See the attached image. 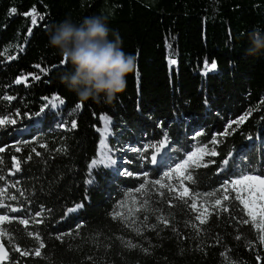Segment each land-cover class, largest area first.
Segmentation results:
<instances>
[{"label":"trees","instance_id":"trees-1","mask_svg":"<svg viewBox=\"0 0 264 264\" xmlns=\"http://www.w3.org/2000/svg\"><path fill=\"white\" fill-rule=\"evenodd\" d=\"M33 8L35 25L24 15ZM91 15L106 16L124 51L137 58L136 73L113 105L80 102L59 81L69 66L47 47L51 25ZM254 27L264 31V0H0V119L16 121L0 125V215L9 217L0 224V244L10 257L1 264H264L259 218L241 222L247 216L235 192L219 214L212 210L217 197L205 195L222 196L221 185L240 174L264 173V52L245 53ZM21 77L27 79L16 83ZM241 117L243 123H233ZM102 135L104 159L98 157ZM163 140L176 162L193 142L209 154L165 178L167 172L151 163ZM124 146L132 151L123 154L127 174H119L118 148ZM213 150L217 155H210ZM156 180L175 193L181 183L187 187L189 204L194 197L197 208L209 209L207 222L200 225L198 212L153 185ZM141 184L146 195L136 191ZM145 200L147 208L129 217L135 224L113 218L117 211L123 216L141 209ZM77 204L82 207L67 211Z\"/></svg>","mask_w":264,"mask_h":264},{"label":"clouds","instance_id":"clouds-1","mask_svg":"<svg viewBox=\"0 0 264 264\" xmlns=\"http://www.w3.org/2000/svg\"><path fill=\"white\" fill-rule=\"evenodd\" d=\"M247 36L246 55L264 52V31L254 27ZM122 45L119 32L109 27L104 15L85 16L79 22L66 16L48 30L47 47L69 66L59 81L82 103L113 105L125 92L128 76L137 71V58Z\"/></svg>","mask_w":264,"mask_h":264},{"label":"snow or ice","instance_id":"snow-or-ice-1","mask_svg":"<svg viewBox=\"0 0 264 264\" xmlns=\"http://www.w3.org/2000/svg\"><path fill=\"white\" fill-rule=\"evenodd\" d=\"M11 12L15 13L16 9L15 8L11 9ZM24 15L30 17L32 24L35 25L37 23V18H38L39 14L37 13V10L35 8H33L30 12L25 13ZM39 18L43 19L42 16H40ZM61 63L65 64L66 61L61 60ZM171 63L175 64L176 61L172 60ZM37 67H40V66L37 65ZM216 67H217L216 63L213 62L211 64V68L215 69ZM41 71L42 72L46 71V69H41ZM138 75H139V73L137 72V76ZM26 79H27V77H21V78H18L15 82L19 84L22 82V80H26ZM34 79L39 80L40 76L36 75V76H34ZM5 99H11V97H5ZM45 100L47 101L48 98L46 97ZM52 101H59L60 104L64 103V100L60 99L59 97H53ZM47 106L48 105H46V107ZM50 106L56 107V104L50 102ZM82 106H83L82 104L76 105L77 108H80ZM43 111H44V109H41V112H43ZM37 115H40V113H37ZM100 119L107 121L106 116H101ZM244 119H246V117H241L240 120L234 121L233 123H243ZM5 123L14 124V123H16V121L14 119H8V120L0 119V125H3ZM76 126H77L76 122L72 121L71 122V128L74 129V128H76ZM229 127H231V125H229ZM226 134L227 133H225V135ZM212 143H216V141L213 140ZM165 144H166V141H161L159 143V145L157 146V151H159L160 149H163L165 147ZM41 147H46V145H41ZM3 151H4V149L0 148V152H3ZM16 151L19 152L20 148H16ZM32 151L35 152V154L37 156L40 155L39 152H36L35 148H33ZM205 154H208V153H206L203 148L199 149L198 152L197 151H189L186 159H183L181 163H177L175 168L171 169L170 172H167L164 174L165 178L187 172L193 165L197 164L202 159L203 155H205ZM210 155L215 156V155H217V153L213 150V151H211ZM13 159L15 160V157H13ZM28 159H31V156H29ZM99 162L103 163V160H101ZM111 162L115 163V161H111ZM156 162H157V156L153 155L151 157V163L155 164ZM92 163L95 165L98 162L93 161ZM228 163H229V161L227 159H225L223 161L224 165H227ZM13 167L15 168L16 171H19L20 170L19 162L15 163L13 165ZM145 175H147V173H145ZM152 184L153 185H159V187L161 189L166 188L168 193H172V194L176 195L179 200L184 201L185 204H189L188 200L185 199V197H189V189L187 187H183L182 183L180 185V187L182 188V191H179V193H175L173 186L168 184L167 182L161 183V181L156 180V181H153ZM136 191L138 193H141L144 195L147 194L143 184H141L140 188H138ZM220 192H222L224 194L222 196H220L219 193H213V192L205 194L207 197H217L214 199V205L212 206V210L214 212L219 214V210L227 211V208L223 207L222 201H224V202L228 201L230 198L231 192H235V196L232 198L236 201H239L240 205H243V208L241 209V211L246 212V216H247V218L243 219L241 222L244 224H248L250 221L254 223L257 221V218H259L260 223L257 225V227L261 228V230H264V173L251 174V175L241 174L239 176V178L232 179L230 181V183L228 181H225L221 185ZM21 195H23V193H21ZM160 195L164 196L165 193L160 192ZM11 199L14 200V199H16V197L13 196V197H11ZM133 204H135L134 200H133ZM0 206H2V205H0ZM147 206H148V201L147 200L142 201L141 202V209L130 208L127 210V212L125 214H123V216H122L121 212L117 211L113 214V218L114 219L123 218L125 221H128L132 224H135V220H129V217H132L135 212H138L142 209L147 208ZM81 207H82V205L77 204L74 208H69L67 211L69 213H72ZM189 207L192 211L198 212V215L195 216V220L199 221L200 225H204L207 222L208 216L211 215V213L209 212V209L208 208H197V204L195 202L194 197L192 198V202L189 204ZM10 211L16 212V211H18V209L11 208ZM36 215L39 216L40 213L37 212ZM148 219H149L148 215H145L143 217L142 223H144L146 225ZM156 219L165 226H167L169 224L168 218H166L162 215H158L156 217ZM5 221H9V217L7 215H0V224H3ZM19 222L23 225H27L29 221L27 219H21ZM192 226L194 228L196 227L195 224H193ZM151 227L155 229L157 227V225L153 224V225H151ZM137 233L139 234L138 228H137ZM36 238L39 239V236H37ZM56 238L57 239H63V236L62 235L57 236ZM237 239H239V237H237ZM259 241L261 244H264V235L259 236ZM128 246L129 247H137V245L132 244L131 242H128ZM44 247H45L44 243L41 242L38 245V247L35 248L34 255L37 257L41 256V254H42L41 250ZM13 249L16 252H19L21 256L29 255L28 251H22L19 247L13 246ZM143 251L147 252L148 249L144 248ZM9 259H10V257H9L8 252L5 250L3 244H0V262L8 261Z\"/></svg>","mask_w":264,"mask_h":264},{"label":"rangeland","instance_id":"rangeland-1","mask_svg":"<svg viewBox=\"0 0 264 264\" xmlns=\"http://www.w3.org/2000/svg\"><path fill=\"white\" fill-rule=\"evenodd\" d=\"M5 120H6V119H5ZM237 121H238V120H237ZM191 137H192V139L194 140V135H192ZM102 139H103V142H102V140H101V144H100L99 151H98V157L101 158V159H104V156H105L106 152H105V150H104V148H103V146H102V143L106 142L107 138H106V136L102 135ZM262 143H263V145H264V140L262 141ZM201 148H203L204 151H205L206 153H208V149H207V148H205V147H203V146L196 145V144H194V142L192 143V150H191V151H197V152H198V150L201 149ZM154 150H155V151H154V153L152 154V156H153V155H156V156H157V162L155 163V165L158 164V166H161V168L164 169V172H170L171 169L175 168V166H176L177 163H181V162H182V161H181V162H176V161H175V159H176V155L174 154V150H173V149L171 148V146L167 143V141H166L165 147H164L163 149H160L159 151H157V146H156V147L154 148ZM129 151H132V147H131V146H129V147L124 146V148H118V154H119V162H120V165H119V168H118V171H117V172H118L119 174H121V173L127 174V171H124V169H120V167L124 165L123 163H125L124 155H123V154H124L125 152H129ZM208 154H209V153H208ZM208 154L203 155V157L206 156V155H208ZM187 155H188V153H186V154L183 156L182 160H183V159H186V158H187ZM152 156H151V157H152ZM203 157H202V158H203ZM222 165H223V166H222L221 170L226 169V165H224V164H222ZM94 166H95V165L92 163V164H91V169H92ZM240 175H241V174H240ZM240 175H238L237 178H239ZM237 178H235V179H237ZM257 187H258V186H257Z\"/></svg>","mask_w":264,"mask_h":264},{"label":"water","instance_id":"water-1","mask_svg":"<svg viewBox=\"0 0 264 264\" xmlns=\"http://www.w3.org/2000/svg\"><path fill=\"white\" fill-rule=\"evenodd\" d=\"M90 168H91V166H90ZM121 169H122V167H121ZM2 244V243H1ZM4 246V245H3ZM4 248H5V250L8 252V254H9V251H8V249L4 246ZM3 262H5V261H3ZM3 262H0V264L1 263H3Z\"/></svg>","mask_w":264,"mask_h":264},{"label":"bare ground","instance_id":"bare-ground-1","mask_svg":"<svg viewBox=\"0 0 264 264\" xmlns=\"http://www.w3.org/2000/svg\"><path fill=\"white\" fill-rule=\"evenodd\" d=\"M102 142H103V139H102Z\"/></svg>","mask_w":264,"mask_h":264}]
</instances>
